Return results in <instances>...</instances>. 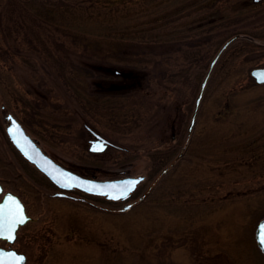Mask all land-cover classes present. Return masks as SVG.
Here are the masks:
<instances>
[{
	"label": "rangeland",
	"instance_id": "obj_1",
	"mask_svg": "<svg viewBox=\"0 0 264 264\" xmlns=\"http://www.w3.org/2000/svg\"><path fill=\"white\" fill-rule=\"evenodd\" d=\"M30 1L56 12L81 0ZM134 1L82 0L92 13L91 4H104L107 26L114 24L109 7L123 10ZM203 10L209 16L241 11L231 27L264 30V0H214ZM85 21L63 33L41 32L47 49L66 61L76 89L62 85L39 42L0 38V125L11 114L44 154L78 175L143 179L126 201L107 203L76 192L74 199L59 198L0 136V183L19 194L30 218L12 248L25 255L24 264H264L253 237L264 215V84L249 75L252 67L264 66V48L234 55L235 44L219 55L186 132L199 83L227 28L205 39L199 62L206 64L196 67V77L171 82L164 75L179 62L175 43L116 44L96 38L88 30L100 24ZM198 42L203 46L204 37ZM88 129L110 144L89 152ZM172 134L180 145L162 166L166 171H150L148 151L173 144ZM179 151L180 162L172 167ZM23 172L26 185L10 183Z\"/></svg>",
	"mask_w": 264,
	"mask_h": 264
},
{
	"label": "trees",
	"instance_id": "obj_2",
	"mask_svg": "<svg viewBox=\"0 0 264 264\" xmlns=\"http://www.w3.org/2000/svg\"><path fill=\"white\" fill-rule=\"evenodd\" d=\"M213 1L136 0L133 2L135 3L134 6L123 7V10L109 7L107 11L110 12L112 20L114 21L111 23L114 24L107 26L106 23L108 22L105 21L106 14L103 13L104 11H100L101 6L104 5L102 3L96 5L91 4L93 6L91 9H96L94 13L86 10L82 0L73 2L71 6L65 3L63 7L53 12L51 8H44L42 5H37L30 0L29 2L24 0H0V38L5 36L13 40L18 38L28 39L29 44L34 45V43L39 42L43 46L42 48H45L46 45L41 36V32H48L52 29L63 33L64 30H69V28H77L76 26L80 25V23L82 24L85 20H87L85 24L90 20H94L100 26L96 27L97 29L88 30V32L92 33L96 38H109L112 43L117 44V41H123L124 43H132L138 46L143 45L142 43L146 45L154 43H175L177 49L175 54L180 57L179 62L172 70L164 75V78L166 77L172 82L180 76H189L190 73L196 77V67H202L203 63L206 64V62H199L202 50L206 49L207 46L205 43L209 41L205 39L213 31L219 30L220 28H227L228 31L225 36L217 41L215 48L219 47L225 39L232 35H235L236 41H239L238 43L231 42L223 50V53L233 50L235 44L238 46L236 52L230 51L234 55H245L257 48H264V43L261 44L252 41L253 38L264 39V30L254 32L244 27L235 29L231 27L232 24L239 22L241 14H244L243 12L237 11L224 14L217 11L212 13L215 15L209 16L206 13L207 11L203 10V6L209 5ZM126 4V2L121 3L123 6ZM96 17L99 19H94ZM194 21L195 23H192ZM81 33L86 34V32ZM200 37H204L205 42L203 46L198 42ZM43 51L46 53L48 64L56 67V76L60 79L62 85L67 89H76L71 81L68 65L64 58L59 54L52 53L47 47L46 51ZM19 58L22 62L28 61L22 55ZM182 58H184L183 63L180 62ZM193 71L196 72L193 74ZM4 82L0 75V84ZM73 91L77 93V91ZM188 111H190V107H188ZM0 136L6 149L18 161L21 159L22 163L26 164L25 159L9 141L1 125ZM179 145L180 138L166 147L149 150L147 156L150 171H158L164 166L177 151ZM178 157L172 163V167L179 164L180 158ZM233 162L234 160H230L224 164V167H229ZM152 174L149 172L148 178ZM45 184L44 186L47 187L53 186L50 183L45 182ZM136 191L134 189L129 194L128 199L133 198ZM104 202L111 203L115 201L104 200Z\"/></svg>",
	"mask_w": 264,
	"mask_h": 264
},
{
	"label": "water",
	"instance_id": "obj_3",
	"mask_svg": "<svg viewBox=\"0 0 264 264\" xmlns=\"http://www.w3.org/2000/svg\"><path fill=\"white\" fill-rule=\"evenodd\" d=\"M234 38L235 35H232L225 39L209 60L206 71L199 83L187 130L192 126L207 77L214 63L221 52ZM249 75L253 78L255 83H264V66L252 67L249 70ZM5 119L7 123L4 127V131L12 145L28 162L32 163L60 189L69 190L76 188L85 193L104 195L110 200H117L125 198L143 179L142 175L124 176L114 179H95L78 175L54 162L49 156L44 154L38 147L36 141L24 131L23 127L11 114H6ZM108 144V140L92 131V138L89 140L88 151L101 152ZM0 209H2V212H0V238L12 242L15 238L17 227L28 220L29 216L26 215L24 206L19 198L9 191L2 194ZM9 236L12 238L9 239ZM254 237L256 245L261 252L264 253V216H262L256 224ZM24 261L25 255L22 252H17L13 248L5 249L0 247V264H24Z\"/></svg>",
	"mask_w": 264,
	"mask_h": 264
},
{
	"label": "flooded vegetation",
	"instance_id": "obj_4",
	"mask_svg": "<svg viewBox=\"0 0 264 264\" xmlns=\"http://www.w3.org/2000/svg\"><path fill=\"white\" fill-rule=\"evenodd\" d=\"M187 127L188 126H186V132H187ZM89 130V133H90V135H91V137H92V131L93 130H91V129H88ZM94 132V131H93ZM91 137L90 138H88V143H89V140L91 139ZM170 141H175V135L174 134H172L171 135V137H170ZM110 144V143H109ZM108 144V145H109ZM107 145V146H108ZM106 146V147H107ZM182 148V147H181ZM180 148V149H181ZM88 149V148H87ZM89 152H91V151H89ZM93 153H97V152H93ZM20 154V153H19ZM21 155V154H20ZM180 155V151L179 152H177L176 153V155H175V157H177V156H179ZM25 159V158H24ZM26 160V159H25ZM27 161V160H26ZM28 162V161H27ZM29 164H31L38 172H39V174H41L40 175V177L39 178H41V180L39 181V183H43V181H47L48 183H50V184H52L53 186L52 187H54L56 190H54L52 193H50V195H53V196H58L59 198L61 197H67V198H69V199H74L75 197L73 196V193H80V194H82V195H86V196H91V197H94V198H97L96 196H101L102 198H101V200H110V199H108V198H106L104 195H96V194H90V193H85V192H83V191H80V190H78V189H76V188H72V189H69V190H64V189H60V188H58V187H56L41 171H39L32 163H30V162H28ZM166 171V169L165 168H160L159 169V171L158 172H160V173H164ZM162 177V176H161ZM88 178H93V177H88ZM45 179V180H44ZM96 179V178H95ZM11 181H10V183L11 184H17V185H19V186H21V187H23L24 185H26V182H27V179H26V174L23 172V175H20L19 177H16V176H12V178L10 179ZM42 181V182H41ZM45 181V182H46ZM46 182V183H47ZM4 184V182H1L0 183V186H1V192H0V199H1V197H2V194L4 193V192H7L6 190H4L3 189V185ZM45 187H47V186H45ZM49 188V187H48ZM129 194H131V193H129ZM15 195L19 198V200H20V202L23 204V206H24V211L26 212V210H25V205H24V203H23V201L21 200V198H20V196H19V194L17 193H15ZM96 195V196H95ZM129 196V195H128ZM128 196L125 198V199H117V200H113V201H123V200H125L126 201V199H128ZM86 198V197H85ZM80 199H84V197H80ZM126 204H130V203H126ZM125 205V204H124ZM128 206V205H127ZM27 215V214H26ZM264 216V215H263ZM30 219V218H29ZM28 219V220H29ZM28 220H26L23 224H21V225H19L18 227H17V229H16V232H15V237H16V235H17V231L19 230V228H21ZM258 222V221H257ZM257 222H256V224H257ZM256 224H255V227H256ZM255 227H254V230H255ZM254 230H253V237H254ZM15 239V238H14ZM14 241V240H13ZM12 241V242H13ZM12 242H8L7 240H5V239H2V238H0V247L1 248H5V249H7V248H12V246H11V243ZM254 242H255V237H254ZM255 244H256V242H255ZM257 246V245H256ZM258 247V246H257ZM14 249V248H13ZM259 249V248H258ZM15 250V249H14ZM260 250V249H259ZM17 251V250H16ZM261 251V250H260ZM17 252H19V251H17ZM263 255H264V253H263ZM203 264H205L204 262H202Z\"/></svg>",
	"mask_w": 264,
	"mask_h": 264
},
{
	"label": "snow or ice",
	"instance_id": "obj_5",
	"mask_svg": "<svg viewBox=\"0 0 264 264\" xmlns=\"http://www.w3.org/2000/svg\"><path fill=\"white\" fill-rule=\"evenodd\" d=\"M0 212H2V209H0ZM8 238H9V239H11L12 237H11V236H9Z\"/></svg>",
	"mask_w": 264,
	"mask_h": 264
}]
</instances>
